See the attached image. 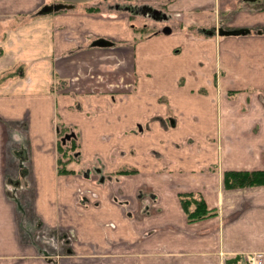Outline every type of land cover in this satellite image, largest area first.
Returning <instances> with one entry per match:
<instances>
[{"label":"crops","instance_id":"crops-1","mask_svg":"<svg viewBox=\"0 0 264 264\" xmlns=\"http://www.w3.org/2000/svg\"><path fill=\"white\" fill-rule=\"evenodd\" d=\"M70 1L51 21L38 15L47 0H0V264H248L264 253V183L224 178L264 171V0L124 2L185 22L168 34L143 33L119 2ZM18 14L48 49L32 33L7 46L22 28L1 23ZM58 124L77 134L73 173L58 172ZM185 194L215 213L190 221Z\"/></svg>","mask_w":264,"mask_h":264},{"label":"trees","instance_id":"trees-1","mask_svg":"<svg viewBox=\"0 0 264 264\" xmlns=\"http://www.w3.org/2000/svg\"><path fill=\"white\" fill-rule=\"evenodd\" d=\"M129 1V0H128ZM88 10H98L96 7H88ZM143 33L147 32L146 27H142ZM59 140L57 144L58 159L57 167L59 173H71L74 172L73 168L74 157L73 152L77 150L78 143L74 131L70 128L60 126L58 128ZM225 184L228 187H240L246 185L262 184L264 183V171H228L225 173ZM182 203L186 210L188 217L191 220L201 219L208 215H213L215 211L209 210L205 204V201L199 197L188 196L185 194L182 196ZM195 205L194 210H190V205Z\"/></svg>","mask_w":264,"mask_h":264},{"label":"rangeland","instance_id":"rangeland-1","mask_svg":"<svg viewBox=\"0 0 264 264\" xmlns=\"http://www.w3.org/2000/svg\"><path fill=\"white\" fill-rule=\"evenodd\" d=\"M79 0H76V2H77V4L79 3L78 2ZM89 1L90 0H86V1H83L84 3H82V4H88L89 3ZM112 2L113 1H115V2H119V3H121V4H123L122 6H124V2H126L127 0H111ZM52 2H58L59 4H64V5H70V4H68V3H70L71 1L70 0H47V4H50V3H52ZM65 2H67V3H65ZM63 9H65L64 7H62L61 8V10H63ZM84 10H87V8H84ZM132 14H134V13H132ZM38 15H41L39 12H38ZM36 15L34 14L33 15V19H34V17H35ZM45 16H48V17H50V20L52 21L54 18H55V16H56V14H49V15H46L45 14ZM43 17V16H42ZM134 17V16H133ZM28 18V17H27ZM29 19V18H28ZM154 19V20H153ZM148 18V17H145V20L144 21H142L141 20V18H140V16L139 15H135V17H134V22L135 23H139V24H141V23H145L146 22V24H148V25H144V27H146V29H147V32L149 33V32H155L156 30L157 31H161L165 26L166 27H169V26H171L172 27V25L173 26H175V25H177V26H179V25H181V26H184V21H183V24L182 23H180V24H174V23H171V21L169 20H165V19H155V18ZM31 21V19L29 20V21H25V19H24V15H19L18 14V21H16V22H10L9 23V25H4L5 23H1L2 25H3V27H2V29H5L6 27H14L15 25L16 26H21V28H22V36H18V34H15V38L14 37H10L8 40H7V46L9 45V43H13L14 45H15V47H16V45L19 43L21 46H24V47H27L25 44H24V42H23V40H21L22 38H25V37H27V36H29L31 33L35 36L36 34H38V38L40 37V29H38L39 27H37V26H33L32 28H33V30L30 32H28L27 31V27L29 26V22ZM16 23V24H15ZM15 24V25H14ZM151 24H155V28L154 27H151ZM191 23H186V25H185V27L186 28H188V32H192V31H194L195 33H197V28L198 27H196V26H198L197 24H194V26H192V25H190ZM14 25V26H13ZM223 27H224V24L222 25ZM25 30H26V32L27 33H29V34H24V32H25ZM44 31H45V29H44ZM140 34H141V32H139ZM31 34V35H32ZM14 36V35H13ZM18 36V37H17ZM228 37H237V35H229ZM3 38V37H2ZM40 39V42H37L36 41V43L34 42V44H33V47H37V48H39V49H41L42 47H44L45 49H48V44L46 43V41H47V38H46V35H45V33L42 35V37H40L39 38ZM36 40H38V39H36ZM110 44H112V41H111V43ZM6 50V53H9L8 52V50H9V48L8 49H5ZM13 51V50H12ZM17 54H20V53H22V50L21 51H19V52H16ZM43 53H45V51H43ZM22 55V54H21ZM29 58H35L36 56H32V55H29L28 56ZM28 58V59H29ZM33 62L35 63L36 62V60H33ZM248 63H250V61H247L246 59H244V60H240V70H241V72L243 73L244 72V70H246V69H250V70H252V65L250 64H248ZM238 76V75H237ZM238 79H240V80H242V77H240V76H238ZM59 125V124H58ZM18 140L19 139H21V137H18L17 138ZM18 143V142H17ZM24 227V226H23Z\"/></svg>","mask_w":264,"mask_h":264},{"label":"water","instance_id":"water-1","mask_svg":"<svg viewBox=\"0 0 264 264\" xmlns=\"http://www.w3.org/2000/svg\"><path fill=\"white\" fill-rule=\"evenodd\" d=\"M69 8L68 5H64V4H56V5H45L44 7H42V9L40 10V13H49L52 12L53 10H58L60 8ZM142 12L144 13H149L153 18L155 19H160L162 18V13L159 9L153 8L151 6L148 5H143L142 6ZM163 31L165 33H170L171 28L170 27H165L163 29ZM246 30L245 29H236V30H221L220 33L221 34H226V35H231V34H239V33H245ZM247 33V32H246ZM111 42L106 40V39H97L93 44H98V45H109Z\"/></svg>","mask_w":264,"mask_h":264},{"label":"flooded vegetation","instance_id":"flooded-vegetation-1","mask_svg":"<svg viewBox=\"0 0 264 264\" xmlns=\"http://www.w3.org/2000/svg\"><path fill=\"white\" fill-rule=\"evenodd\" d=\"M125 8H128V5H125ZM132 10V9H131ZM141 9H139L138 11H136V8H133V10H132V12H139ZM130 12V11H129ZM132 12H130V13H132ZM170 18V17H169ZM168 17H167V19H169ZM214 32H215V29H212ZM211 30V32H213ZM222 30V29H221ZM221 30H218V33H220V31ZM249 31V30H248ZM246 32H247V30H246ZM245 32V33H246ZM245 33H239V34H245ZM59 134H58V128H57V144H58V140H59ZM77 139V138H76ZM57 147V146H56ZM79 156H80V152H79V150H78V148H77V150L76 151H74L73 152V157H74V159H75V161H74V163L76 164V162L78 161V159H79ZM57 159H58V149H57ZM75 171V170H74ZM71 173H73V172H71Z\"/></svg>","mask_w":264,"mask_h":264},{"label":"built area","instance_id":"built-area-1","mask_svg":"<svg viewBox=\"0 0 264 264\" xmlns=\"http://www.w3.org/2000/svg\"><path fill=\"white\" fill-rule=\"evenodd\" d=\"M248 258L250 264H263L264 256L262 253H254Z\"/></svg>","mask_w":264,"mask_h":264}]
</instances>
